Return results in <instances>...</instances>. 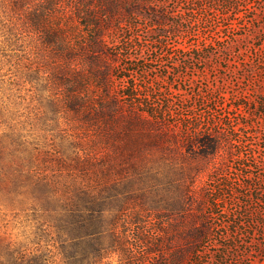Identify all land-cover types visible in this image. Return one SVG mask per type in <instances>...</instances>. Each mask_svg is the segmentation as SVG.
<instances>
[{
  "label": "rangeland",
  "instance_id": "rangeland-1",
  "mask_svg": "<svg viewBox=\"0 0 264 264\" xmlns=\"http://www.w3.org/2000/svg\"><path fill=\"white\" fill-rule=\"evenodd\" d=\"M111 35L125 110L160 122L158 143L144 134L140 149L160 219L143 212L120 223L125 246L102 264H178L180 254L184 264H264V0H152ZM15 55L0 57V149L7 142L22 158L38 149L52 177L73 152L72 133ZM7 185L0 179V264H62L42 203Z\"/></svg>",
  "mask_w": 264,
  "mask_h": 264
},
{
  "label": "trees",
  "instance_id": "trees-1",
  "mask_svg": "<svg viewBox=\"0 0 264 264\" xmlns=\"http://www.w3.org/2000/svg\"><path fill=\"white\" fill-rule=\"evenodd\" d=\"M151 1L0 0V57L24 53L27 81L37 96L46 94L74 142L71 154L57 158L60 173L52 177L39 166L38 149L29 158L17 157V149L8 150L6 142L0 149V179L42 203L62 264H102L125 246L120 223L143 212L160 219L157 203L147 204L144 184L152 169L143 167L146 157L140 151L144 134L153 140L149 145L158 143L160 122L153 112L127 113L122 102L127 95L115 92L109 53L115 45L113 23ZM14 143L28 148L26 142ZM196 224L193 220L185 227L195 230ZM200 236L191 233L190 238ZM185 259L180 254L178 264ZM17 260L27 264L25 256Z\"/></svg>",
  "mask_w": 264,
  "mask_h": 264
}]
</instances>
